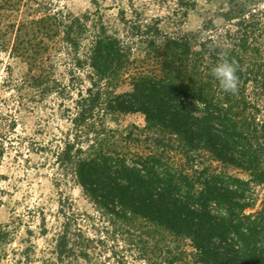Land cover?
Returning <instances> with one entry per match:
<instances>
[{"label": "trees", "instance_id": "1", "mask_svg": "<svg viewBox=\"0 0 264 264\" xmlns=\"http://www.w3.org/2000/svg\"><path fill=\"white\" fill-rule=\"evenodd\" d=\"M12 2L8 0L5 6L12 7ZM160 2L172 16H178L171 18V25L177 26L197 0ZM129 7L131 19L125 17V11L119 13L125 30L122 38L116 31L110 33L105 25L96 28L97 24L92 26L96 33L91 39L84 38L90 20L63 12L45 14L32 23L42 37L55 35V30L56 36L64 34L74 68L90 70L89 87L82 89V82V88L75 89L76 113L69 109L66 113L71 114L74 142L84 129L88 130L87 137L92 132L93 142L84 158L82 149L73 152L75 144L66 143L57 154V163L106 213L114 233L121 238L131 240V233L140 231V236L160 237L159 233H167L176 240L188 241L195 251L192 262L187 261L185 252H178L168 264H264V198L260 210L253 211L252 197L253 187L264 185V120L257 118L264 106V10L243 12L235 7L224 18L229 26H211L187 34L176 27L166 32L160 28L158 18H145ZM238 7L243 8L242 4ZM39 45L40 42L35 44L37 48ZM137 47H143L155 66L175 71L186 68L191 74L198 70L205 82L143 74L138 76L131 93L114 95L112 83L130 64ZM19 49L20 44L14 51ZM43 50H38L39 55ZM222 51L239 64L236 94L223 91L212 75ZM27 82L34 94L54 92L63 98L71 88L75 91L43 75L29 77ZM71 95L67 93L66 97L70 100ZM248 111L251 114L246 115ZM135 112L142 113L151 128L158 127L168 136L165 143H157L160 154L128 158L109 150L108 141L101 139L106 137L102 121L100 130L94 128L100 114ZM175 151L184 155L190 165H206L207 160V164L218 163L221 169L218 173L210 167L201 172L191 170L167 155ZM229 167L253 176L242 181L224 171ZM77 222L78 216H65L52 250L56 264H80V260L90 264L94 245L101 243L90 239ZM8 235L7 230L2 231L0 240L4 242ZM153 249L165 253L162 248Z\"/></svg>", "mask_w": 264, "mask_h": 264}, {"label": "rangeland", "instance_id": "2", "mask_svg": "<svg viewBox=\"0 0 264 264\" xmlns=\"http://www.w3.org/2000/svg\"><path fill=\"white\" fill-rule=\"evenodd\" d=\"M7 1L0 0V234L7 230L9 235L4 242L0 240V264H56L52 250L64 226L65 216L71 214L78 216L77 224L90 239L101 242L94 245L96 248L90 256V264H168L178 252H185L187 261L191 263L195 251L186 240H176L167 233H159L160 237L140 236V231L131 233L133 238L130 240L114 233L106 213L85 195L70 174H64L60 168L57 154L66 143L71 141L75 144L73 152L82 149L84 158L85 151L93 142L92 132L89 137L85 136L87 129L82 130L74 142L69 119L71 114L66 113L68 109L72 114L76 113L73 102L77 99L75 89L82 88V82V89L89 87L87 73L90 70L74 68L73 56L64 43V34L60 32L56 36L55 30V35L42 37L36 33L32 23L45 14L52 16L55 12H63L64 15L90 20L84 38L91 39L92 33H96L92 31L93 24H97L96 28L105 25L110 33L116 31L122 38L125 30L119 13L125 11V17L131 19L129 6H133L145 18H158L160 28L166 32L174 31L176 27L191 34L211 26L220 29L229 26L230 22H225L224 18H228L226 13L235 7L243 12L255 8L264 10V0H197L177 26H172L171 22L178 16H172L160 0H131V3L130 0H19L17 5L13 0V6L6 7ZM239 4L243 8H239ZM27 32L30 36L26 35ZM39 42L41 45L37 48L35 44ZM19 44L20 49L15 52ZM86 44L87 40L82 46ZM43 48L45 50L39 55L38 50ZM147 58L143 47L135 48L130 64L112 83L114 95L131 93L138 76L143 74H153L166 80L205 82L198 70L193 72L195 74L186 68L175 71L155 66ZM36 75L50 77L75 91L72 88L66 91L62 95L64 99L54 92L34 94L25 82ZM67 93L72 94L70 100ZM249 114L250 111L246 113ZM98 118L100 120L94 128L100 130L103 125L101 129L105 130L106 137L101 139L108 141L109 150L128 155V158L158 155L161 147L157 143L168 140V136L159 132L160 128H151L140 112L100 114ZM257 118L264 120V106ZM167 155L198 172L206 167L217 173L221 169L218 163L207 164V160L206 165H190L177 151L167 152ZM224 171L242 181L253 176L231 167ZM253 190V211H259L264 185L254 186ZM154 247L162 248L165 253L159 254ZM166 250L170 254L167 255L169 251ZM79 263L85 264L82 260Z\"/></svg>", "mask_w": 264, "mask_h": 264}, {"label": "clouds", "instance_id": "3", "mask_svg": "<svg viewBox=\"0 0 264 264\" xmlns=\"http://www.w3.org/2000/svg\"><path fill=\"white\" fill-rule=\"evenodd\" d=\"M220 62L212 68V75L219 82L220 88L228 93L236 94L238 92L239 64L228 58L226 52H221Z\"/></svg>", "mask_w": 264, "mask_h": 264}]
</instances>
